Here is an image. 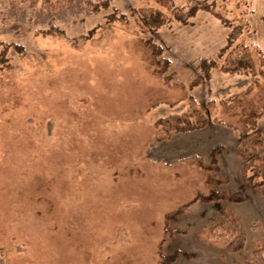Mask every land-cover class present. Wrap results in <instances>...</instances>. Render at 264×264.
<instances>
[{
	"label": "rangeland",
	"instance_id": "1",
	"mask_svg": "<svg viewBox=\"0 0 264 264\" xmlns=\"http://www.w3.org/2000/svg\"><path fill=\"white\" fill-rule=\"evenodd\" d=\"M191 1L0 0V264H242L264 243L238 154L244 131L264 137V0L179 22ZM212 190L245 200L171 216Z\"/></svg>",
	"mask_w": 264,
	"mask_h": 264
},
{
	"label": "trees",
	"instance_id": "2",
	"mask_svg": "<svg viewBox=\"0 0 264 264\" xmlns=\"http://www.w3.org/2000/svg\"><path fill=\"white\" fill-rule=\"evenodd\" d=\"M37 0H34L36 2ZM44 6L46 7H53L54 2L53 0H42ZM72 1V0H68ZM210 10L212 9V5H210L207 1H201V0H192L191 3L186 7H181L179 10V14L177 16V20L179 22H182L184 24L189 22V18L196 15V13L199 10ZM219 14V13H218ZM222 21L225 23V25L229 26L231 25V21L224 17L223 15L219 14ZM225 50V48L222 49V51L219 53V55L222 54V52ZM216 61L214 59H204L201 63V71H202V77L204 80L208 81L211 78V70L215 66ZM225 71L227 72H240L239 65H228L225 68ZM201 81L200 78L196 79V82L194 84H197ZM209 122L208 118H205L202 120L200 124L195 126V128H203L206 126V124ZM257 126V121L253 122V128ZM247 132H243L241 136L243 137V143L242 147L239 148L238 154L243 160L242 163V174H243V180L246 183L248 189H254L256 187L263 188L262 194H263V201H264V177L263 179L259 181H255L252 176H248L246 174V170L251 167L252 165H255L256 163H262L264 164V153H258L257 148L259 145L263 143L264 137L261 133H257L254 138L248 137L247 138ZM264 175V174H263ZM198 199H201L203 202H213V201H221V200H229L231 199L234 202H243L245 200V196L241 190L234 191L233 193L229 194L227 191H219V190H212L208 194H200L199 196H196L193 200H191L189 203H186L182 206H179L173 213L172 217H175L183 212L188 208L189 205H191L193 202L197 201ZM219 213L226 217L227 219H230L235 225L238 224L236 215L228 211L226 207L220 206L219 207ZM166 235L163 238V242H166L170 237L173 236L172 229L167 225L166 226ZM218 232L215 230V227L208 228V237L212 239L219 238ZM245 244V235L240 234L237 236L236 240L231 242L229 244L230 250H240L244 248ZM179 252V251H178ZM177 258V253L172 254V256L169 258V260L161 261L159 264H169L170 261H173ZM243 263L242 264H264V243H258L255 248L252 250L250 254H243L242 255ZM241 264V263H240Z\"/></svg>",
	"mask_w": 264,
	"mask_h": 264
}]
</instances>
